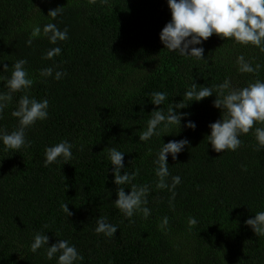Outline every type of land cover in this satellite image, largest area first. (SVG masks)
<instances>
[{
    "label": "trees",
    "instance_id": "trees-1",
    "mask_svg": "<svg viewBox=\"0 0 264 264\" xmlns=\"http://www.w3.org/2000/svg\"><path fill=\"white\" fill-rule=\"evenodd\" d=\"M57 8L60 15L52 20L47 14ZM170 19L167 0H0V70L9 66L0 76H10L11 65L26 59L34 81L28 94L49 100L48 119L26 130L30 147L5 152L0 146V264H56L46 259L45 249L30 251L36 232L48 236V246L68 239L83 255L82 264H264V237L245 225L264 210V151L254 150L252 132L240 137L236 151L217 153L205 139L208 125L221 116L213 107L215 96L177 109L188 114L179 134L162 133L161 141L190 143L176 160L167 159L170 173L181 176L171 205L172 193L155 187L152 160L160 137L138 138L151 112L179 103L192 83L213 87L227 78L242 88L264 80V68L242 74L236 64L243 55L264 65V51L214 34L196 45L203 47L204 60L186 59L159 39ZM49 22L67 27L69 38L57 45L37 38L26 46L32 27ZM56 46L61 54L44 59ZM45 67L66 75L45 80L39 74ZM154 91L167 92L168 100L153 106ZM23 94H13L0 128L16 127L10 113ZM189 119L195 130L184 127ZM63 139L75 145L73 159L45 167L44 149ZM111 147L125 153L121 174L139 170L134 183L150 186L148 218L126 219L114 206L118 187L127 193L131 186L113 183ZM65 202L69 217L61 211ZM99 216L118 225L113 239L95 234ZM163 217L166 229L160 227ZM189 217L197 225L189 226Z\"/></svg>",
    "mask_w": 264,
    "mask_h": 264
},
{
    "label": "clouds",
    "instance_id": "clouds-1",
    "mask_svg": "<svg viewBox=\"0 0 264 264\" xmlns=\"http://www.w3.org/2000/svg\"><path fill=\"white\" fill-rule=\"evenodd\" d=\"M101 2L107 4L108 0ZM167 6L171 19L161 30L159 39L164 48L178 52L186 59L204 60L203 47L196 45H201L214 34L223 40L230 39L241 46L251 45L264 51V0H167ZM59 9L50 10L47 16L55 20L60 15ZM37 38H46L50 45H57L58 42L69 38L68 28L61 30L53 22L43 26L36 24L32 27L26 46H31ZM61 52V47H51L43 58L51 60ZM27 63L26 59H18L11 65L10 76H0V81H5L6 89L0 91V119H3L5 108L13 101V94L24 93L10 113L17 121L16 127L10 132L6 128H0V146L5 152H18L22 148L30 147L31 141L26 137V130L38 121H45L49 116V100H37L28 94L34 81L29 77ZM236 64L242 74H258L264 68L262 64L254 65L243 55L236 58ZM8 69L9 66L5 64L0 71L7 72ZM39 74L45 80L51 77L59 81L66 72L55 70L54 67H45ZM210 96H215L213 107L221 112L220 118L208 125L209 134L205 137L212 150L217 153L236 151L242 145L240 137L252 132L255 141L254 150L264 151V80L260 79L242 88L233 87L231 80L227 78L213 87L192 83L183 93V99L179 103L175 105L170 103L166 111L160 107L159 110L151 112L145 129L138 137L139 142H148L153 136L160 137L161 141L162 136L178 135L181 121L188 114L176 110L184 109L191 102H200ZM166 100H168L167 92L154 91L150 94L149 102L153 106H161ZM184 127L195 130L196 123L189 119ZM173 128L176 129L175 132L171 131ZM162 133L167 134L162 135ZM189 143L187 139L171 140L167 143L161 141L152 160L156 177L155 187L172 193L169 199L170 205L175 199V189L181 183V176L170 173L167 159L170 155L176 160ZM74 147L75 145L67 139L47 146L44 149V166L53 163L69 164L68 162L73 159ZM80 150H83V146ZM148 153L153 154L151 148L148 149ZM124 156L125 153L116 147L108 148L107 158L114 177L113 183L117 186H131L127 193L125 187H118L117 199L113 204L126 219L131 220L136 214H142L146 219L151 215V209L147 207L150 186L134 183L139 170L132 173L123 171L121 174V170L124 169ZM68 204L65 202L60 206L67 217L72 215ZM188 223L189 226H195L198 221L194 217H189ZM245 225L251 228L256 237H264V210L257 211L245 221ZM167 226L168 217H163L160 227L166 229ZM117 230H119L118 225L110 223L106 216H99L96 219L95 234L113 239ZM48 240L44 232L34 233L30 251L36 253L40 249H45L46 259L55 258L56 264H82L83 255L68 239H57L51 246H48Z\"/></svg>",
    "mask_w": 264,
    "mask_h": 264
}]
</instances>
